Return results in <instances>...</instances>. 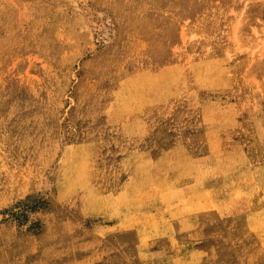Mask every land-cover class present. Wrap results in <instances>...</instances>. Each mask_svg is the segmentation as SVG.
Listing matches in <instances>:
<instances>
[{
    "label": "rangeland",
    "instance_id": "1",
    "mask_svg": "<svg viewBox=\"0 0 264 264\" xmlns=\"http://www.w3.org/2000/svg\"><path fill=\"white\" fill-rule=\"evenodd\" d=\"M263 174L264 0H0V264H264Z\"/></svg>",
    "mask_w": 264,
    "mask_h": 264
},
{
    "label": "bare ground",
    "instance_id": "2",
    "mask_svg": "<svg viewBox=\"0 0 264 264\" xmlns=\"http://www.w3.org/2000/svg\"><path fill=\"white\" fill-rule=\"evenodd\" d=\"M176 19H177V18H176ZM64 53H65V52H64ZM190 58H191V57H190ZM204 59H205V58H204ZM210 60H212V59H210ZM183 61H184V60H183ZM206 61H207V60H206ZM213 61H214V60H213ZM197 62H199V61H197ZM214 62H215V61H214ZM188 63H189V62H188ZM183 64H184V63H183ZM192 64H193V63H192ZM213 64H214V63H213ZM194 65H195V64H194ZM199 65H200V64H199ZM199 65H198V66H199ZM195 66H196V65H195ZM216 66H217V65H216ZM191 67H192V66H191ZM219 67H220V66H219ZM174 68H175V67H174ZM198 68H200V67H198ZM191 69H192V68H191ZM210 69H213V67L210 68ZM173 70H174V69H173ZM216 71H217V69H216ZM218 71H219V69H218ZM175 72H176V71H175ZM180 72H182V71H180ZM169 73H170V72H169ZM177 73H178V71H177ZM175 74H176V73H175ZM182 74H184V73H182ZM219 74H220V73H219ZM171 75H172V74H171ZM177 75H178V74H177ZM179 75H181V73H180ZM193 75H194V74H193ZM203 75H204V74H203ZM196 76H197V75H196ZM171 77H173V76H171ZM180 77H181V76H180ZM199 77H201V76H199ZM219 77H220V75H219ZM182 78H183V77H182ZM195 78H196V77H195ZM178 80H179V79H178ZM197 80H198V79H197ZM182 81H184V80H182ZM182 81H181V82H182ZM176 82H177V81H175V83H176ZM179 82H180V81H179ZM179 82H178V83H179ZM181 82H180V83H181ZM178 83L175 84V85L177 86ZM207 83H208V82H207ZM209 83H210V82H209ZM197 84H198V83H197ZM168 85H169V84H168ZM175 85H174V86H175ZM181 85H182V83H181ZM195 85H196V84H195ZM210 85H212V84H210ZM217 85H218V84H217ZM170 86H171V85H170ZM170 86H169V87H170ZM212 86H213V85H212ZM178 87H179V86H178ZM214 87H215V86H214ZM31 88H32V87H31ZM171 88H172V86H171ZM212 88H213V87H212ZM60 89H61V88H60ZM173 89H174V88H173ZM173 89H172V90H173ZM204 89H205V88H204ZM216 89H217V88H216ZM219 89H220V88H219ZM177 90H179V91H184L185 89H184V90H182V89H177ZM33 91H34V90H33ZM60 91H61V90H60ZM202 91H203V90H202ZM213 92H214V91H213ZM33 93H34V92H33ZM48 93H49V92H48ZM180 93H181V92H180ZM180 93H179V95H180ZM214 93H215V92H214ZM35 95H36V94H35ZM176 95H177V94H176ZM56 96H57V95H56ZM177 96H178V95H177ZM51 97H52V96H51ZM60 99H61V98H60ZM206 103H207V102H206ZM210 103H211V102H210ZM203 104H205V103H203ZM203 104H202V105H203ZM216 104H217V102H216ZM216 104H214V105H216ZM218 105H219V103H218ZM207 107H208V106H207ZM218 107H219V106H218ZM218 107H215V108L217 109ZM203 108L206 109L205 107H203ZM207 110H208V109H207ZM218 110H219V109H218ZM205 111H206V110H205ZM205 111H204V112H205ZM208 112H210V111H208ZM214 112H217V111H214ZM203 114H204V113H203ZM207 115L209 116V114H207ZM211 115H212V114H211ZM217 115H218V114H217ZM217 115H216V113H215L213 116H217ZM208 116H207V117H208ZM191 117H192V116H191ZM202 117H205V115L202 116ZM191 119H192V118H191ZM217 119H218V118H217ZM219 120H221V119H219ZM219 120H217V121L219 122ZM208 122H209V121H208ZM226 122H227V121H226ZM215 124H216V123H215ZM215 124H214V125H215ZM252 124H253V123H252ZM198 125H199V123H198ZM202 125H203V124H202ZM208 126H209V125H208ZM215 126H216V125H215ZM208 128H209V127H208ZM215 129H216V128H215ZM204 130H207V129H204ZM211 130H212V129H211ZM191 133H192V132H191ZM220 133H221V132H220ZM258 133H259V132H258ZM197 134H198V133H197ZM190 135H191V134H190ZM258 135H259V134H258ZM210 136H211V135H210ZM220 136H221V135H220ZM222 140H223V139H222ZM257 140H258V139H257ZM187 141H188V140H187ZM238 141H239V140H238ZM162 142H163V141H162ZM162 142H161V143H162ZM177 143H179V142H177ZM177 143H176V144H177ZM235 143H236V142H235ZM242 143H243V142H242ZM173 144H174V143H173ZM180 145H181V144H180ZM219 146H220V145H219ZM181 147H182V145H181ZM174 148H175V147H174ZM178 148H179V146H178ZM178 148H177V149H178ZM224 148H225V147H224ZM241 148H242V147H241ZM164 149H166V148H164ZM181 149H182V148H181ZM232 149H233V148H232ZM174 150H175V149H174ZM219 150H220V149H219ZM162 151H163V150H162ZM180 151H181V150H180ZM238 151H239V150H238ZM178 152H179V149H178ZM173 153H175V152L173 151ZM173 153H172V154H173ZM176 153H177V152H176ZM176 153H175V154H176ZM179 153H180V152H179ZM179 153H178V154H179ZM181 153H183V152H181ZM181 153H180V154H181ZM216 153H217V152H216ZM216 153H215V154H216ZM225 153H226V152H225ZM232 153H233V152H232ZM207 154H208V153H207ZM215 154H214V156L219 155V152H218V154H216V155H215ZM223 154H224V153H223ZM233 154H235V153H233ZM239 154H241V153L239 152ZM242 154H243V153H242ZM209 155H210V154H209ZM229 155H231V154H229ZM229 155H228V157H230ZM187 156H188V155H187ZM187 156H186V157H187ZM258 156H259V155H258ZM181 157H182L181 159L184 158V156H181ZM205 157H206V156H205ZM205 157H204V158H205ZM222 157H223V156H222ZM237 157H238V156H237ZM241 157H242V156H241ZM243 157H244V156H243ZM168 158H170V157H168ZM198 158H199V157H198ZM207 158H208V157H207ZM207 158H206V159H207ZM216 158H217V157H216ZM225 158H226V157H225ZM225 158H224V159H225ZM233 158H234V157H233ZM246 158H247V157H246ZM170 159H171V158H170ZM181 159H179V160L181 161ZM184 159H185V158H184ZM200 159H202V158H200ZM217 159H218V158H217ZM241 159H242V158H241ZM247 159H248V158H247ZM247 159H246V160H247ZM171 160H172V159H171ZM171 160H170V161H171ZM175 160L178 161L177 158H176ZM190 160H191V159H190ZM190 160H188V161H190ZM195 160H196V159H195ZM195 160H194V163H195ZM225 160H227V159H225ZM234 160H235V159H234ZM262 160H263V159H262ZM170 161H169V163H170ZM172 161H173V160H172ZM172 161H171V162H172ZM176 161H175V162H176ZM197 161H198V160H197ZM200 161H201V160H200ZM203 161H204V160H203ZM222 161H223V160H222ZM231 161H233V160H231ZM249 161H250V160H249ZM175 162H174V163H175ZM233 162H234V161H233ZM241 162H242V161H241ZM256 162H257V161H256ZM186 163H187V161H186ZM190 163H191V162H190ZM197 163H198V162H197ZM197 163H195V164H197ZM208 163H210V161H209ZM226 163H227V162H226ZM259 163H260V162H259ZM262 163H263V162H262ZM203 164H204V163H203ZM220 164H221V162H220ZM222 164H223V163H222ZM169 165H170V164H169ZM218 165H219V164H218ZM225 165H226V164H225ZM232 165H233V164H232ZM235 165H236V163H235ZM246 165H247V164H246ZM253 165H254V164H253ZM186 166H187V164H186ZM188 166H189V165H188ZM193 166H194V165H193ZM200 166H201V165H200ZM221 166H222V165H221ZM240 166H241V164H240ZM243 166H244V165H243ZM178 167H179V166H178ZM190 167H191V166H189V168H190ZM195 167H196V166H194V167L192 168V170L195 169ZM203 167H204V166H203ZM207 167H208V166H207ZM217 167H218V166H217ZM223 167H224V166H223ZM225 167H226V166H225ZM227 167H228V166H227ZM237 167H238V166H237ZM254 167H256V166H254ZM257 167H258V166H257ZM204 168H205V167H204ZM215 168H216V167H215ZM218 168H219V167H218ZM218 168H217V170L219 171ZM224 169H225V168H224ZM233 169H234V168H233ZM236 169H237V168H236ZM236 169H234V170H236ZM238 169H239V168H238ZM174 170H175V169H174ZM195 170H196V169H195ZM201 170H202V169H201ZM203 170H204V169H203ZM213 170H214V169H213ZM207 171H210V168H209V170H207ZM223 171H224V170H221V171H219V172H222V173H223ZM192 172H193V171H192ZM194 172L196 173V171H194ZM214 172H215V171H214ZM232 172H233V170H232ZM253 172H254V171H253ZM260 172H261V171H260ZM188 173H189V172H188ZM188 173H186V174H188ZM229 173H230V171H229ZM161 174H162V173H161ZM186 174H185V175H186ZM199 174H200V173H199ZM199 174H198V175H199ZM201 174H202V173H201ZM204 174H206V173H204ZM223 174H225V173H223ZM250 174H251V173H250ZM178 175H179V174H178ZM188 175H189V174H188ZM188 175H187V176H188ZM190 175H191V174H190ZM212 175L214 176V174H212ZM236 175H237V174H236ZM170 176H172V175H170ZM170 176H169V177H170ZM205 176H207V175H205ZM222 176H224V175H222ZM263 176H264V174H263ZM231 177H232V176H231ZM257 177H258V176H257ZM166 178H167V177H166ZM188 178H189V176H188ZM192 178H193V177H192ZM194 178H195V177H194ZM209 178H210V177H209ZM251 178H252V177H251ZM157 179H158V178H157ZM159 179H160V178H159ZM173 179H174V178H173ZM180 179H182V178H180ZM198 179H199V178H198ZM228 179H230V178H228ZM260 179H261V178H260ZM160 180H161V179H160ZM160 180H157V181L161 182L163 179H162L161 181H160ZM174 180H175V179H174ZM193 180H194V179H193ZM200 180H201V179H200ZM213 180H214V179H213ZM254 180H255V179H254ZM172 181H173V180H172ZM172 181H171V182H172ZM196 181H197V180H195V182H196ZM249 181H251V180H249ZM258 181H259V180H258ZM163 182H164V181H163ZM169 182H170V181H169ZM193 182H194V181H193ZM193 182H192V183H193ZM200 182H202V181H200ZM207 182H208V181H207ZM207 182H206V183H207ZM251 182H252V181H251ZM251 182H249V183H251ZM161 183H162V182H161ZM176 183H177V182H176ZM203 183H204V182H203ZM252 183H253V182H252ZM167 184H168V183H167ZM194 184H195V183H194ZM238 184H239V183H238ZM238 184H236V185H238ZM255 184H256V183H255ZM156 185H157V184H156ZM163 185L165 186V184H163ZM185 185H187V184H185ZM190 185H191V184H190ZM190 185H189V186H190ZM195 185H197V183H196ZM234 185H235V184H234ZM248 185H250V184H248ZM251 185H252V184H251ZM263 185H264V184H263ZM160 186H161V185H160ZM160 186H158V187H160ZM177 186H178V185H177ZM181 186H182V185H181ZM197 186H198V185H197ZM197 186H195V187H197ZM238 186H239V185H238ZM246 186H247V185H246ZM168 187H169V185H168ZM168 187H167V188H168ZM185 187H186V186H185ZM202 187H204V186H202ZM229 187H230V186H229ZM233 187H234V186H232L231 189H233ZM236 187H237V186H236ZM247 187H248V186H247ZM162 188H163V187H162ZM162 188H161V189H162ZM167 188H166V189H167ZM175 188H176V187H175ZM177 188H178V187H177ZM180 188H181V187H180ZM197 188H198V187H197ZM199 188H200V187H199ZM225 188H227V187H225ZM206 189H207V188H206ZM246 189H247V188H246ZM253 189H254V188H253ZM253 189H250V190L252 191ZM261 189H262V188H261ZM163 190H164V188H163ZM168 190H169V189H168ZM228 190H229V189H228ZM248 190H249V189H248ZM255 190H256V189H255ZM191 191H192V190H191ZM222 191H223V190H222ZM230 191H231V190H230ZM240 191H241V190H239L238 192H240ZM244 191H245V190H244ZM189 192H190V191H189ZM235 192H236V191H235ZM249 192H250V191H249ZM169 193H170V192H169ZM171 193H172V191H171ZM186 193H187V192H186ZM194 193H195V192H194ZM218 193H219V192H218ZM229 193H230V192H228V194H229ZM256 193H257V192H256ZM256 193H255V194H256ZM163 194H164V193H162V195H163ZM165 194H166V193H165ZM203 194H204V193H203ZM214 194H215V193H214ZM219 194H220V193H219ZM238 194H239V193H238ZM242 194H243V193H242ZM242 194H240V195H242ZM244 194H245V193H244ZM246 194H247V193H246ZM184 195H185V193H184ZM223 195H224V193H223ZM226 195H227V194H226ZM233 195L236 196L235 193H234ZM248 195H250V194H248ZM251 195H252V194H251ZM251 195H250V197H251ZM187 196H188V195H186V197H187ZM204 196H206V195H204ZM213 196H214V195H213ZM218 196H219V195H218ZM230 196H231V195H230ZM244 196H245V195H244ZM164 197H165V195H164ZM168 197H169V196H168ZM168 197H166V199H169ZM186 197H185V198H186ZM206 197H207V196H206ZM228 197H229V195H228ZM232 197H233V196H232ZM232 197H231V198H232ZM187 198H188V197H187ZM195 198H196V197H195ZM222 198H223V197H222ZM231 198H229V199H231ZM238 198H240V197L238 196ZM206 199H207V198H206ZM219 199H220V198H219ZM229 199H228V200H229ZM242 199H243V198H242ZM248 199H249V198H248ZM184 200H185V199H184ZM194 200H195V199H194ZM223 200H224V199H223ZM233 200H234V199H233ZM235 200H236V199H235ZM237 200H238V199H237ZM206 201H208V200H206ZM224 201H225V200H224ZM224 201H223V202H224ZM172 202H173V201H172ZM230 202H231V201H230ZM235 202H236V201H235ZM235 202H234V204H235ZM237 202H238V201H237ZM243 202H244V201H243ZM164 203H166V202H164ZM185 203H186V201H185ZM185 203H184V205H185ZM198 203H199V202H198ZM231 203H232V202H231ZM239 203H242L241 200H240ZM174 204H175V203H174ZM223 204H225V203H223ZM228 204H229V203H227L226 206H227ZM234 204H232V205H234ZM184 205H183V206H184ZM187 205H189V204H187ZM204 205H205V204H204ZM204 205H203V206H204ZM215 205H216V204H215ZM215 205H214V206H215ZM220 205H222V204H220ZM230 205H231V204H230ZM230 205H229V206H230ZM237 205L239 206V204H237ZM237 205L234 206V208H235V207L237 208ZM244 205H245V204H244ZM167 206H168V204H167ZM193 206L195 207V205H193ZM223 206H224V205H223ZM229 206H228V207H229ZM248 206H249V205H248ZM174 207H176V206H174ZM190 207H191V206H190ZM194 207H193V208H194ZM218 207H219V206H218ZM220 207H221L222 209H221ZM220 207H219L218 209H219V210H220V209L223 210V207H222V206H220ZM224 207H225V206H224ZM170 208H171V206H170ZM177 208H178V207H177ZM203 208H206V206L203 207ZM209 208H210V204H209ZM216 208H217V206H216ZM230 208H231V206H230ZM234 208H233V209H234ZM236 208H235V209H236ZM240 208H241V207H240ZM188 209H189V208L187 207V210H188ZM227 209H228V208H227ZM241 209H242V208H241ZM243 209H244V207H243ZM246 209H248V208H246ZM205 210H208V209L206 208ZM212 210H213V209H212ZM219 210H218L217 213H221V212H219ZM228 210H229V209H228ZM177 211H179V210H177ZM180 211H181V210H180ZM190 211H191V210H190ZM193 211H194V210H193ZM238 211H239V210H237V212H238ZM244 211H247V210H244ZM244 211H241V212H244ZM249 211H250V209H249ZM191 212H192V211H191ZM202 212H203V211H202ZM227 212H228V211H227ZM237 212H236V213H237ZM241 212L239 211V213H241ZM173 213H174V212H173ZM183 213H184V212H183ZM189 213H190V212H189ZM217 213H216V214H217ZM225 213H226V212H225ZM229 213H230V211H229ZM233 213H234V212H233ZM236 213H235V215H236ZM180 215H182V214H180ZM188 215H189V214H188ZM244 215H245V214H244ZM177 216H179V215L177 214ZM220 216H221V215H220ZM227 216H228V215H227ZM233 216H234V215H233ZM183 217H184V216H183ZM175 220H176V219H175ZM244 220H245V219H244ZM176 222H177V221H176ZM193 222H194V221H193ZM189 224H190V223H189ZM191 224H192V223H191ZM231 224H232V223H231ZM260 225H261V224H259V226H260ZM262 226H263V225H262ZM185 227H186V226H185ZM185 227H184V228H185ZM191 228H192V227H191ZM186 229H187V228H186ZM186 229H185V230H186ZM179 230H180V229H179ZM187 231H188V230H187ZM182 232H183V231H182ZM183 243H184V242H183ZM192 252H193V251H192ZM212 253H213V252H212ZM185 255H186V254H185ZM214 257H215V256H214ZM193 262H194V261H193Z\"/></svg>",
    "mask_w": 264,
    "mask_h": 264
}]
</instances>
